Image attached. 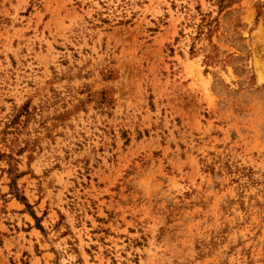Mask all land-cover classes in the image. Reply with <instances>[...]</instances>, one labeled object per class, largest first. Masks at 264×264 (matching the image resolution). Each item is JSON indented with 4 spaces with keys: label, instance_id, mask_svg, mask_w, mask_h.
<instances>
[{
    "label": "rangeland",
    "instance_id": "rangeland-1",
    "mask_svg": "<svg viewBox=\"0 0 264 264\" xmlns=\"http://www.w3.org/2000/svg\"><path fill=\"white\" fill-rule=\"evenodd\" d=\"M0 264H264V0H0Z\"/></svg>",
    "mask_w": 264,
    "mask_h": 264
}]
</instances>
